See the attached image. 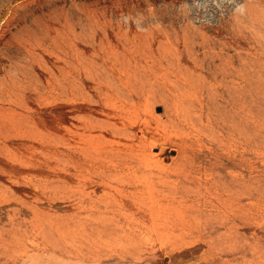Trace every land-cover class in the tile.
<instances>
[{"label": "rangeland", "instance_id": "374dc122", "mask_svg": "<svg viewBox=\"0 0 264 264\" xmlns=\"http://www.w3.org/2000/svg\"><path fill=\"white\" fill-rule=\"evenodd\" d=\"M0 107V264H264V0H0Z\"/></svg>", "mask_w": 264, "mask_h": 264}, {"label": "bare ground", "instance_id": "6f19581e", "mask_svg": "<svg viewBox=\"0 0 264 264\" xmlns=\"http://www.w3.org/2000/svg\"><path fill=\"white\" fill-rule=\"evenodd\" d=\"M34 49V48H33ZM109 51V48H107ZM39 52V51H38ZM87 55L89 54L88 51L86 52ZM93 54V53H91ZM79 55V53H78ZM80 56V55H79ZM78 56V58H79ZM71 60L74 58L70 57ZM80 59V58H79ZM166 59V58H165ZM149 60V59H148ZM151 63V62H150ZM33 64V63H32ZM195 63H191L190 61H181L178 58H174L173 60H153L151 64H143L142 67L143 69H147V76L148 79L150 80L151 84H153L154 88H157L160 90L159 86H164L168 87L173 93L174 97V107L178 112L179 119L181 118L182 120L188 122L191 125V128L196 130L197 132L200 133H205L209 131V127H215L219 130H225L226 129V124L224 123L223 120L218 121L215 119L212 115V113L204 106L203 99L198 98V103H199V108L193 109L192 104L190 103L191 97H193V93L191 91H179L180 84L177 83L176 80L180 82V79H184L185 82H188V79L198 70V73H201V69L197 66L194 65ZM135 65V64H134ZM133 65V67H134ZM193 66V67H192ZM227 67H230V63H226ZM139 68V67H138ZM138 70V69H137ZM44 72V71H43ZM197 73V74H198ZM132 74V73H131ZM41 75V74H40ZM135 75V73H134ZM139 76V75H137ZM39 77V76H38ZM140 78V77H139ZM143 78V77H142ZM146 78V77H145ZM212 79V78H211ZM47 80V79H46ZM148 80V81H149ZM134 81V79H133ZM141 81V80H140ZM183 81V80H182ZM132 83V82H131ZM139 83V82H138ZM136 84V83H135ZM144 84V83H142ZM149 84V82H148ZM147 84V86H148ZM140 85V84H139ZM183 85V84H182ZM152 86V85H150ZM130 87V86H129ZM136 89V88H135ZM145 89V88H143ZM157 89V91H158ZM185 89V88H184ZM131 90V89H130ZM183 90V89H182ZM188 90V89H187ZM138 91V90H137ZM112 93V92H111ZM197 94V93H196ZM135 96V94L133 93ZM198 94L196 95V97ZM119 99V102H123L122 104L126 106H134L135 104L133 103V100L131 97H128L127 95H124L122 93V97ZM118 103V102H115ZM116 105V104H115ZM2 108L0 107V115ZM117 118H119L116 115ZM120 119V118H119ZM94 137V136H93ZM99 138V139H98ZM92 139V138H91ZM112 138L111 137H94L92 140L94 141L95 144H106L108 143ZM120 139V138H119ZM249 141V140H248ZM122 146V145H121ZM47 170V169H44ZM43 170V171H44ZM183 175V174H182ZM179 176V175H178ZM192 179V178H191ZM93 180V179H92ZM59 181V180H58ZM222 184L225 186L224 181ZM99 186V185H98ZM93 187V186H92ZM91 188V187H90ZM110 191V190H109ZM164 195V194H162ZM95 196V195H94ZM163 197V196H162ZM162 199V198H161ZM224 199V198H223ZM229 199V198H226ZM95 202V201H94ZM112 202V201H111ZM165 204V203H164ZM167 207V204L165 205ZM110 208V207H109ZM171 208V207H170ZM107 209V208H106ZM160 210V209H159ZM177 213H181L182 211L176 210ZM168 212V211H167ZM191 212V211H190ZM170 213V212H169ZM124 214V213H123ZM155 214V213H154ZM153 214V215H154ZM164 215V214H163ZM178 215V214H177ZM151 216V215H150ZM165 216V215H164ZM158 217V216H157ZM107 218V217H106ZM110 218V217H109ZM203 218V217H202ZM167 219H169L167 217ZM170 220V219H169ZM183 221V220H182ZM129 224V223H126ZM152 225V224H151ZM127 226V225H126ZM104 228V227H103ZM127 228V227H126ZM129 228V226H128ZM103 229L101 228H93L92 231L95 233L102 232ZM131 232V231H130ZM142 232V231H141ZM132 237V236H131Z\"/></svg>", "mask_w": 264, "mask_h": 264}]
</instances>
